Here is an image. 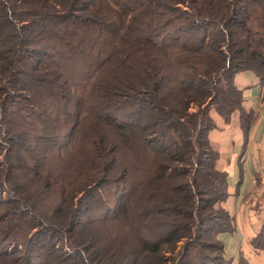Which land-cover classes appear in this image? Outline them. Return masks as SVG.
<instances>
[{"label": "trees", "instance_id": "16d2710c", "mask_svg": "<svg viewBox=\"0 0 264 264\" xmlns=\"http://www.w3.org/2000/svg\"><path fill=\"white\" fill-rule=\"evenodd\" d=\"M243 71L264 95V0H0V264H230Z\"/></svg>", "mask_w": 264, "mask_h": 264}, {"label": "crops", "instance_id": "0c3cea01", "mask_svg": "<svg viewBox=\"0 0 264 264\" xmlns=\"http://www.w3.org/2000/svg\"><path fill=\"white\" fill-rule=\"evenodd\" d=\"M233 83L242 92V106L246 113H252V121L244 133L238 112L232 113L225 122L211 111L216 128L209 132L208 139L218 152L217 167L227 173L229 196L224 207L232 216L235 228L232 234L219 235V239L226 259L237 264L242 243L249 242L258 233L264 218V203L256 202L264 193V95L251 71L235 74ZM247 261L264 264V256L257 263Z\"/></svg>", "mask_w": 264, "mask_h": 264}, {"label": "rangeland", "instance_id": "374dc122", "mask_svg": "<svg viewBox=\"0 0 264 264\" xmlns=\"http://www.w3.org/2000/svg\"><path fill=\"white\" fill-rule=\"evenodd\" d=\"M256 202L259 205H262L264 203V193L261 194V196L258 198V200ZM222 206L224 207V203L222 204ZM260 232H262L264 234V218L261 220L260 228L258 230V233H256V235H258ZM256 235L254 237H256ZM254 237H252L249 240V242L245 241V242L242 243L241 250H240V255H242L245 259L247 257V259H249V261L252 262V263H257V261L260 260L264 256V254H262L260 252H264V251L263 250H258L256 248H254L253 246H251L250 243H251L252 239H254ZM259 243L261 244L262 247H264V239L263 240L261 239L259 241ZM227 257H228V259L231 258L229 255ZM230 262H231L230 264H234L235 261H232V259H231Z\"/></svg>", "mask_w": 264, "mask_h": 264}]
</instances>
